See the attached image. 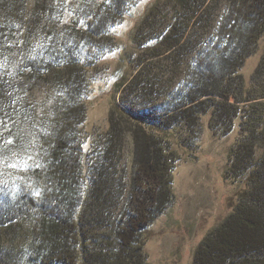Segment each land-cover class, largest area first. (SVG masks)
I'll use <instances>...</instances> for the list:
<instances>
[{"label":"trees","instance_id":"trees-1","mask_svg":"<svg viewBox=\"0 0 264 264\" xmlns=\"http://www.w3.org/2000/svg\"><path fill=\"white\" fill-rule=\"evenodd\" d=\"M138 1L0 0V264H152L146 230L175 198V143L193 146L182 132L204 115L221 136L240 120L230 172L248 187L193 264H264V53L250 83L240 71L264 0L151 4L134 71L87 149L91 71Z\"/></svg>","mask_w":264,"mask_h":264},{"label":"rangeland","instance_id":"rangeland-1","mask_svg":"<svg viewBox=\"0 0 264 264\" xmlns=\"http://www.w3.org/2000/svg\"><path fill=\"white\" fill-rule=\"evenodd\" d=\"M155 1H138L131 14L115 28L118 48L91 71L90 91L86 97L88 115L84 125L87 149L109 127L112 103L120 96L119 82L130 77L135 68L138 49L132 33ZM48 22L54 23L45 17L46 25ZM263 53L264 34L256 52L246 59L240 70L248 83ZM209 120L210 115L202 116L195 134L194 130L182 132L185 136L190 135V139H196L193 146L175 143L174 147L181 155L175 169V198L146 230L145 249L152 264H193L201 240L235 209L241 192L248 187L246 175L235 178L230 172L232 149L241 136L240 120L226 136L216 134ZM171 134L172 139L179 137L177 132ZM131 160L132 142L127 138L124 162L130 164Z\"/></svg>","mask_w":264,"mask_h":264}]
</instances>
